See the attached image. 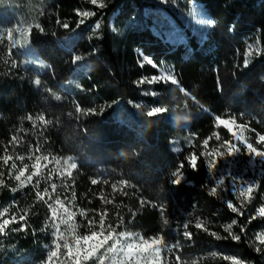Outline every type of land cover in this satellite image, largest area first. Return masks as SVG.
<instances>
[{
	"label": "trees",
	"instance_id": "1",
	"mask_svg": "<svg viewBox=\"0 0 264 264\" xmlns=\"http://www.w3.org/2000/svg\"><path fill=\"white\" fill-rule=\"evenodd\" d=\"M10 1L14 6L21 4L25 11L31 9L36 24L44 29L41 34L32 27L30 48L47 68L38 71L18 50L9 56L6 39L0 43V150L9 147L22 125L29 126V115L33 120L44 115L52 123L46 127L41 123L42 144L51 154L71 156L78 164L70 184L84 207L108 208L109 216L123 217L128 230L144 238L162 234L166 242L178 239L180 250L169 253L174 264L177 254L182 264H231L223 259L225 255L246 264H264V252L255 251V236L264 231V219L249 223L261 202V192L243 207L233 199L243 212L240 215L228 209L222 197L209 195L211 181L208 187H201L209 175L201 155L203 140L211 137L208 146L212 148L216 142L213 134H224L215 126V116H235L237 123L264 135V54L254 58L248 69L237 67H242L249 44L258 42L264 49V0H179L183 5L201 3L215 20L208 40L200 43L192 35L181 46L168 43L153 30L146 13L155 5L144 0H104L107 7L102 10L89 0ZM78 11L96 15L79 24ZM63 23L69 27H61ZM140 52L154 59L158 68H172L179 86L189 93L179 107H172V98L179 91L171 83H134L158 74V68L139 66ZM73 53L82 57L75 65ZM12 60L17 62L15 69ZM37 78L40 86L34 84ZM152 90L157 92L155 97L144 94ZM77 104L81 109L104 111L81 115L76 112ZM134 104L166 106L171 111L147 119L143 113L137 115ZM186 116L192 117L190 122L180 119ZM249 134L256 136L255 132ZM192 153L198 156L196 172L186 160ZM181 162L184 176L193 183L172 186L171 173ZM91 179L99 182L92 185ZM123 181L127 184L122 185ZM113 184L117 185L115 192ZM101 194L111 203H105ZM30 197L29 191L0 188V212L21 208L25 216L0 236V264H39L53 246L45 228L47 216ZM141 200L146 201L143 206ZM233 219L237 224L232 232L241 236L239 242L225 231ZM197 222H202V228L195 227ZM185 223L191 240L177 234L185 230ZM22 224L26 231H11ZM212 232L221 238L216 239Z\"/></svg>",
	"mask_w": 264,
	"mask_h": 264
},
{
	"label": "snow or ice",
	"instance_id": "2",
	"mask_svg": "<svg viewBox=\"0 0 264 264\" xmlns=\"http://www.w3.org/2000/svg\"><path fill=\"white\" fill-rule=\"evenodd\" d=\"M158 2L162 5H168L170 0H158ZM172 3H175V0H171ZM89 3L96 6L98 9H105L107 7L104 0H89ZM77 15L83 18H89L96 15L93 11H83L77 12ZM190 17V22L194 21L198 25L212 27L215 25V20L208 18L203 11H198L195 7L188 13ZM57 23H60L59 20ZM84 20L81 19L79 24H83ZM79 24L77 27H79ZM32 25H27L17 23L13 27H9L4 29L3 25H0V43H3L6 39L8 41L6 47L8 48L9 56L12 54V50L19 48L25 49L31 44V32ZM35 27L40 30L41 34H43L44 29L36 24ZM61 27L67 29L69 25L67 23H63ZM95 27L99 29V22L96 23ZM232 29H230L231 31ZM6 31V35H5ZM95 51V49H93ZM262 54H264V49L259 47V44H249L248 48L244 54L243 65L237 66L239 70L248 69L254 58H259ZM142 56V62H140V67L143 68L146 65L151 66L153 69L158 68L154 59L150 58L148 55L139 53ZM82 57L80 55H76L73 53L72 55V64L75 65L78 61H80ZM33 62H40L39 57L35 58ZM42 63V62H40ZM17 67V62L12 60L11 68L15 69ZM171 83L172 85H179V81L176 76L168 71H162L159 75H153L151 77H142L138 81H135L138 86H142L144 84L152 85L157 83ZM34 84L36 86L41 85V80L39 78L35 79ZM180 92L184 96H188L189 93L183 88L180 87ZM144 94H150L152 96H156L157 92L152 90L151 92L145 91ZM55 99L59 101L61 99L60 96H56ZM195 100V97H192ZM130 103H132L130 101ZM134 108L138 110L137 115L141 117V113L147 119L156 118L162 114L168 113L171 109L167 107L158 106H150L146 109L142 108L141 104H134ZM185 109H187V104L184 105ZM104 109H100V112L97 113L95 108L89 109H81L79 104L76 105V112L81 115H97L102 114ZM190 114V113H188ZM243 115V114H241ZM27 119L32 120L33 127L36 126V120H39L45 127L52 123L50 120H46L44 115H40L33 120L32 116L29 115ZM215 126L219 128L223 126L230 133V139H223L218 133H214L215 139L220 142L218 146L208 149L209 140L211 137L203 140V147L205 149L204 152L201 153L202 156L206 159L208 177L205 180V183L201 185L202 188L208 187V182L212 181V186L209 189V195L215 196L217 195V189L225 186L226 178L228 179V187H224L225 191H231V193L236 196L238 199L243 198L247 202H251L253 199V193L258 188V180L257 179H249L248 172L251 169L254 173L258 170V176L264 177V135L256 132L255 129L249 128L247 124L237 123V119L235 116H231L228 119H223L221 116H215ZM235 129V130H234ZM246 132H255L256 139L255 143L251 142V137L247 136ZM12 142H17V137H12ZM36 151H39V145H37ZM179 151V149H176ZM241 154H245L249 157L246 165L237 171L236 165L239 163L237 157ZM31 158V157H30ZM13 158L10 155L5 154L0 157V160L3 161L5 165L8 164L10 160ZM18 159L23 160L24 157L20 156ZM47 156H35V162L32 165L33 171L29 175H25L26 170L28 169V165L25 164L23 168L17 169V174L14 179L19 182V186L23 187L25 184L31 183L34 177L43 178V170L47 167V165H42L41 161H48ZM56 165L60 166L58 169H50L49 175L47 177L48 180L52 179V172L57 171L61 178L71 177L72 171L78 168V164L73 160V157L69 156L66 159L61 161L58 157L52 158ZM189 168L196 172L198 171L197 161L198 156L195 153H192L188 157H186ZM223 161V163H221ZM11 167L16 169L17 166L15 162L12 163ZM184 168V163L181 162L178 168L171 173L170 184L172 186H179L182 183L191 185L193 182L188 180L186 176H184L182 169ZM219 173L216 175V173ZM3 173L0 172V176ZM11 175V173H10ZM39 179L36 180L35 187L36 191V199L37 201H43L48 204V208L51 211L52 227L54 229L52 235L55 237V247L53 250H50L47 254V258L45 264H86V262L90 260H94L96 264H172L171 260H167L162 256L163 252L173 253L174 250L179 251L181 245L179 240L177 239L175 242H166L164 236L157 235L145 239L139 233H133L128 231L117 232L116 228H114L110 223L106 222L107 211L105 210L102 214H99L98 228L99 230H95L97 226V221L95 218L90 219L88 221V225L90 228V233L80 236L73 235L72 243H69L65 238L63 232H61L60 225L66 224L69 221H72L75 212L71 211L69 207L65 206L64 201L60 200L59 197L56 198L54 204L48 203L45 200V196H48L51 199V194L48 191V188H45L43 192L39 191ZM98 179H91V184L96 185L98 183ZM103 183H108L107 180H104ZM4 181L0 180V185H3ZM127 184V181H123L122 185ZM52 192L54 193L57 188V184L52 183L50 185ZM65 187H68L65 185ZM113 192L117 190V185H112ZM17 189L13 188L12 191L15 192ZM105 203H111L110 200H107L103 197ZM75 199V193L73 192V200ZM141 206H143L146 201L141 200ZM227 208L230 209L233 213H239L243 215L241 209L234 206L232 200H226ZM58 206V207H57ZM195 206V205H193ZM117 208L120 206L117 205ZM153 207H156L153 205ZM243 207V201H242ZM59 209H63L62 212L58 215ZM131 211V209H129ZM159 211L161 216L164 214V206L161 205L159 207ZM8 209L5 208L3 212H0V217L6 215ZM81 215L87 216L86 212L81 211ZM133 218H135V213H132ZM63 217H66L65 220ZM257 218L264 219V205L258 207L256 209L255 215L250 217L249 223L252 220ZM20 221L25 220V216H20ZM13 223H18L15 216H12L9 219H2L0 221V236L6 235V230L8 226ZM123 217H120V224H123ZM165 224L168 223L167 220L164 221ZM237 224L235 219L232 220L230 224L225 227V231L229 233L231 239L235 242H239L241 239L240 235H237L232 232L233 225ZM70 227L75 229V225H70ZM197 229L202 228V222H197L195 224ZM185 229L182 233L177 232V234H182L188 240H191L192 233L187 231L188 223L183 225ZM27 226L22 224L19 228L11 229V231H26ZM207 231V229H204ZM245 228L241 227V232H244ZM216 239H220L221 237L215 233H210ZM256 253L264 252V231L259 232L255 236ZM63 241V243H61ZM63 250V251H62ZM63 256V259H61ZM225 261H230L231 264H246V262L242 259H239L234 256L225 255L223 257ZM175 264H182L180 255H175Z\"/></svg>",
	"mask_w": 264,
	"mask_h": 264
},
{
	"label": "rangeland",
	"instance_id": "3",
	"mask_svg": "<svg viewBox=\"0 0 264 264\" xmlns=\"http://www.w3.org/2000/svg\"><path fill=\"white\" fill-rule=\"evenodd\" d=\"M0 1H1L0 3L2 4L0 7V25H3L4 29L13 27L17 23H21V22L24 24L25 27L27 25L35 26L36 22L33 17V13L31 9H29V11H25L24 6H22L21 4H17V6H14L12 5L10 0H0ZM144 1L153 3L155 5V7H151L147 11L146 16L151 18L153 22L152 25L153 30L158 35L166 38L168 43L178 46L186 45L190 36L192 35L200 43L208 40L212 27L198 25L194 21L190 22V17L188 16V13L192 11V9L195 7L198 11H203L208 18H211L207 14L201 3L189 1L188 4L183 5L179 0H175V3H172L170 0V3L168 5H162L158 2V0H144ZM80 19H84V18L80 16ZM5 35H6V31H5ZM6 43H8L7 40ZM13 50L21 51L22 53L27 55L30 63L34 64L38 71H44L47 68L46 64H44L40 58L39 61L42 63L33 62L35 61V58L37 56L34 54V52H32L30 45L25 49L16 48ZM165 70L174 74L172 68L163 67V68H158L157 75L161 74V72ZM174 87L179 91V94H177L175 97L172 98L173 101L172 103H174L172 104L173 108L179 107V104L183 103L186 99L185 96L180 92V86L174 85ZM147 107H148L147 104H145V106H143L142 108L146 109ZM27 122L29 126L27 127L26 125L25 127H23L24 125H22V127H20L19 130H17L16 135H14L17 137V142L13 143L11 140L9 147L0 150V157L7 154L13 158L8 162L7 165H5L2 160H0V172L3 173V175L0 176V180L4 181V184L0 185V188L9 187L10 189L16 188L17 190H21V191H29L31 195L30 198H33L37 201L36 199L37 188L35 187V185H36V180L39 179L40 181L38 186L39 191L43 192L45 188H48V191L51 194V199H49L48 196H45V200L48 203L54 204L56 198L59 197L60 200L64 201L66 207H69L71 211L76 213L72 221L60 225L61 232L64 233L65 238L68 240L69 243L73 242L72 241L73 235L83 236L90 233V228L88 225V221L90 219L95 218V220L97 221V226L95 230H99L98 228L99 214H102L108 208H102V207L94 208L90 204H88L89 208L87 209L80 203V201L77 200L76 194H75V199L73 200L74 188L70 184V177L61 178V176L58 174L57 171H53L52 179L51 180L47 179L50 169L60 168V166L56 165L55 161L52 158L58 157L61 159V161H63V159H66L67 157L55 156L46 150V146L42 144V139L40 135L41 122L39 120H36L35 127H33L32 120H27ZM220 127L223 129L224 134L221 135L219 134V135L223 139H230L231 136L228 130L225 129L223 126ZM245 134L251 137V142L255 143L256 136H252L251 134H249V132H246ZM219 143L220 142L216 140V142H214V147L218 146ZM37 145H39L38 152L36 151ZM207 147L209 150L211 149L209 146ZM211 147L213 148V146ZM37 155L47 156L49 158L48 161H43V160L41 161L42 165L45 164L47 165V167L44 168L43 170V178L34 177L31 183L25 184L23 187H20L19 182H17L14 179L15 175L17 174V169H21L24 167L25 164H27L28 169L26 170L25 175H29L33 171L32 165L35 162V156ZM20 156H23L24 159L23 160L18 159V157ZM248 159L249 157L245 154H241L240 156L237 157V160L239 161V163H237L236 165L237 171H239L246 165ZM13 162H15L17 166L16 169H13L11 167ZM221 163H223V161H221ZM218 174L219 173L217 172L216 175ZM248 178L258 180V188L253 193L252 201L256 198V195L261 192L260 195L261 202L258 205V207H260L264 205V177L258 176V170L254 173L251 169H249ZM52 183L57 184V188L54 193L52 192V189L50 187ZM212 183L213 182L211 181V184ZM65 185H67L68 187H65ZM224 187H228L227 178ZM224 187L217 189V195L222 197L223 200L226 201L230 199L233 202V199H236L240 203H242V201L244 204L248 203L246 200H243V198L238 199L236 196H234L231 193V191H225ZM37 202L40 204V208L44 210L45 215L47 216V222L45 228L53 238V246L52 248L49 249L50 251L53 250L55 247V243H54L55 237L52 235L54 229L51 226L52 220L50 219L51 211L48 208V204L44 203L43 201H37ZM3 210L1 212H3ZM62 211L63 209H59L58 215ZM81 211L86 212L87 216L85 217L81 215L80 214ZM109 212L107 211V217H106L107 223H110L114 228H116L117 232H121V231L131 232L128 230V226L125 221L123 224H120V217L118 216V214L109 216ZM21 215H22L21 208L19 209L17 208V210L15 211L8 210L6 215L0 217V221H2V219H9L12 216H15L17 221H20L19 218ZM63 218L65 220L67 219L66 217ZM70 225H75L74 231L70 227ZM133 233H137V232H133ZM61 243H63V241H61ZM162 256L165 259L172 261L169 253L163 252ZM45 261L46 259L39 264H45ZM172 264H174L173 261Z\"/></svg>",
	"mask_w": 264,
	"mask_h": 264
},
{
	"label": "clouds",
	"instance_id": "4",
	"mask_svg": "<svg viewBox=\"0 0 264 264\" xmlns=\"http://www.w3.org/2000/svg\"><path fill=\"white\" fill-rule=\"evenodd\" d=\"M162 107H166V106H162ZM191 118H192L191 116H186V117H181L180 119H183V120H185L187 122H190Z\"/></svg>",
	"mask_w": 264,
	"mask_h": 264
}]
</instances>
